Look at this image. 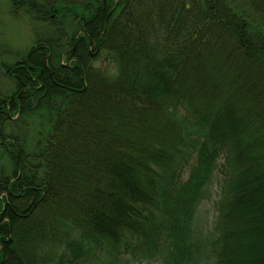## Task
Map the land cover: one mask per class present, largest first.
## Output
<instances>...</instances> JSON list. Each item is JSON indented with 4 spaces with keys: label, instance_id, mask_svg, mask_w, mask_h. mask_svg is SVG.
I'll return each instance as SVG.
<instances>
[{
    "label": "trees",
    "instance_id": "trees-1",
    "mask_svg": "<svg viewBox=\"0 0 264 264\" xmlns=\"http://www.w3.org/2000/svg\"><path fill=\"white\" fill-rule=\"evenodd\" d=\"M11 1L53 28L2 64L0 264H264V0Z\"/></svg>",
    "mask_w": 264,
    "mask_h": 264
},
{
    "label": "rangeland",
    "instance_id": "rangeland-1",
    "mask_svg": "<svg viewBox=\"0 0 264 264\" xmlns=\"http://www.w3.org/2000/svg\"><path fill=\"white\" fill-rule=\"evenodd\" d=\"M70 29L71 26L66 24ZM51 24H43L37 20L31 12L25 9L22 5H14L11 0H0V92L7 93L15 90V84L5 72L3 63H14L18 62L21 55L29 47L30 44L35 42L38 36L44 34H51ZM77 31V32H76ZM74 33L76 36L80 29H77ZM75 40V38H74ZM90 41L88 40V45ZM74 46V44H73ZM93 46H88L91 55L94 54ZM66 51V50H65ZM96 51V50H95ZM65 55V54H64ZM71 58V57H70ZM65 56L60 57V62L63 66L71 64V59ZM92 63L99 65L104 68L105 71L111 73L114 68L111 63L106 60L96 58L92 60ZM249 92V93H248ZM250 94V91H247ZM16 118V115L12 119ZM22 120V121H21ZM18 121V124L6 123V131L10 133L19 134L21 138H24V148L30 149L32 143L36 137L38 131L39 117L35 112L29 113L23 116V119ZM24 124H27L26 126ZM0 141L1 138H0ZM12 167V161L0 148V172L4 174H10ZM219 175L214 171L209 183V194L208 197L203 199L197 209V223L199 227H208L211 223L213 215V202L216 198L218 191ZM260 260H264L261 256ZM80 264H157L155 261L139 262L132 260L123 254L117 256L109 255L103 251L92 252L87 259L82 261Z\"/></svg>",
    "mask_w": 264,
    "mask_h": 264
},
{
    "label": "water",
    "instance_id": "water-1",
    "mask_svg": "<svg viewBox=\"0 0 264 264\" xmlns=\"http://www.w3.org/2000/svg\"><path fill=\"white\" fill-rule=\"evenodd\" d=\"M76 32H77V31H76ZM76 32H75V33H76ZM72 49H73V45H72L69 49H67V50L64 52V54H67L68 52H71ZM0 142H3V140L0 141Z\"/></svg>",
    "mask_w": 264,
    "mask_h": 264
},
{
    "label": "clouds",
    "instance_id": "clouds-1",
    "mask_svg": "<svg viewBox=\"0 0 264 264\" xmlns=\"http://www.w3.org/2000/svg\"><path fill=\"white\" fill-rule=\"evenodd\" d=\"M118 74H119L118 70H114L113 73H112L113 76H117Z\"/></svg>",
    "mask_w": 264,
    "mask_h": 264
},
{
    "label": "flooded vegetation",
    "instance_id": "flooded-vegetation-1",
    "mask_svg": "<svg viewBox=\"0 0 264 264\" xmlns=\"http://www.w3.org/2000/svg\"><path fill=\"white\" fill-rule=\"evenodd\" d=\"M71 59V58H70Z\"/></svg>",
    "mask_w": 264,
    "mask_h": 264
}]
</instances>
